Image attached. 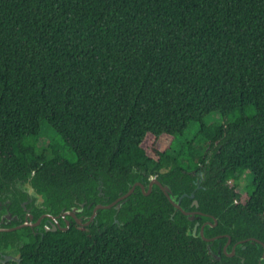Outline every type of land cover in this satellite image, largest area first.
<instances>
[{
	"label": "trees",
	"instance_id": "obj_1",
	"mask_svg": "<svg viewBox=\"0 0 264 264\" xmlns=\"http://www.w3.org/2000/svg\"><path fill=\"white\" fill-rule=\"evenodd\" d=\"M213 113L221 126L203 123ZM192 124L207 140L184 168L172 145ZM45 125L61 145H39ZM148 136L172 141L149 156ZM208 152L221 180L251 176L235 223L264 240V0H0V193L29 181L56 214L98 203L101 177L104 191L134 170L183 177ZM146 198L120 227L102 211L42 239L25 229L21 264H218Z\"/></svg>",
	"mask_w": 264,
	"mask_h": 264
},
{
	"label": "flooded vegetation",
	"instance_id": "obj_2",
	"mask_svg": "<svg viewBox=\"0 0 264 264\" xmlns=\"http://www.w3.org/2000/svg\"><path fill=\"white\" fill-rule=\"evenodd\" d=\"M210 159L211 153L208 152L205 165L198 164L200 171H183L184 176L178 178H175L173 173L166 171L164 172L166 178L162 180L159 178L160 175H149L146 178L144 170L141 169L138 172L134 170L131 178L127 181L122 180L124 182L121 188H113L112 182L107 191H98L97 188L98 203H93V200L88 203L87 201L79 203L74 196L73 205L68 208L62 207V209H79L83 205L82 214L87 215L85 210H89L91 213L95 206L99 204L108 206L128 191H132L127 198L123 199L124 203L120 210L130 199L133 200L131 205L143 206L144 203L140 202L147 197L146 199H150L148 200L150 207H154V211L163 220L172 223L178 222L179 227L184 228L185 236L199 243L200 248L211 258L207 252L209 245L211 252L219 258V260L213 259L212 261L218 264H226L229 261L238 264H247V261L250 264H263L264 261H260V259L264 254V240H259L256 237L257 233L254 229H252L254 230L253 236L242 237L239 232L240 226L235 223L237 216H242L237 205L240 203L238 198L240 199L244 195L246 185L241 188V180L239 182L221 180L217 177L215 170H211ZM151 180H156L164 185L167 188V193L163 192L156 183L149 187ZM148 189H151L150 192ZM90 191L94 193L92 189ZM149 202L147 203L149 204ZM61 210L56 214H52L50 210L49 214L57 216ZM120 210L117 213L113 208H110L99 212L103 211L105 214L103 215L104 220L111 221L116 213L119 214L122 211ZM57 221L60 223L62 219H57ZM47 223L50 227L54 221L49 219ZM42 227L38 228L36 234H33L30 229L29 232L34 237L40 236ZM201 231L203 238L200 236Z\"/></svg>",
	"mask_w": 264,
	"mask_h": 264
},
{
	"label": "water",
	"instance_id": "obj_3",
	"mask_svg": "<svg viewBox=\"0 0 264 264\" xmlns=\"http://www.w3.org/2000/svg\"><path fill=\"white\" fill-rule=\"evenodd\" d=\"M101 179L102 177L98 181V191H101L103 188ZM154 183L159 185L163 192L167 193V188L156 180H151L149 187ZM150 190L148 189V192ZM131 192L128 191V193L119 197L108 206L102 204L95 206L92 212L87 215L82 214L84 206L81 205L79 209H62L59 215L51 216L44 199L33 189L29 181L12 184L7 191L0 193V264H21L20 250L29 242L23 235L25 229H30L33 234H36L38 228L43 226V230L39 233L42 239L43 235L48 232H67L74 223L83 228L90 227L93 224L98 225L99 223L96 220L98 212L113 208L118 213L124 203L123 199L127 198ZM117 213L114 216L112 224L120 227L123 223L117 218ZM49 219L54 221V224L50 227L47 223ZM57 219H62V221L58 223ZM197 236L199 237V235ZM200 236L203 238L202 231ZM207 252L211 259L219 260L211 252L209 245L207 246ZM262 260L264 261V254L260 261Z\"/></svg>",
	"mask_w": 264,
	"mask_h": 264
},
{
	"label": "rangeland",
	"instance_id": "obj_4",
	"mask_svg": "<svg viewBox=\"0 0 264 264\" xmlns=\"http://www.w3.org/2000/svg\"><path fill=\"white\" fill-rule=\"evenodd\" d=\"M222 118L216 114L213 113L211 115H208L204 118V124L206 126L211 127H218L223 124ZM200 129L199 124H192L187 131L184 133L183 136L178 137L173 145V150H177L180 147L185 148L183 149L180 157V164L182 167L186 168L187 166H191V164L194 163V160L199 157L201 154V150H203V146H205V142L207 138H204L203 136H198V131ZM45 133L41 135L39 139V145L46 146L49 143L50 135H52L50 132L52 131L48 129V126H44ZM52 141L56 145L60 144V138L56 136V134L51 136ZM172 139L168 136H162L157 141L153 139V137L148 136L145 138V140L142 143V148L145 150L147 155L152 156V147H154L157 151H162L163 149L167 148L169 144L171 143ZM71 153L67 148L63 149L62 155L64 157H70ZM251 182V176L249 174H245L242 176L240 181V187L242 188L243 185H246Z\"/></svg>",
	"mask_w": 264,
	"mask_h": 264
}]
</instances>
